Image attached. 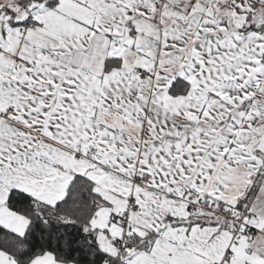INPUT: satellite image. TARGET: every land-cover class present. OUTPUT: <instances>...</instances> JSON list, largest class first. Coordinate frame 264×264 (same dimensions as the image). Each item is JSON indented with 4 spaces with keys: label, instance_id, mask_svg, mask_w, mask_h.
I'll return each mask as SVG.
<instances>
[{
    "label": "snow or ice",
    "instance_id": "obj_1",
    "mask_svg": "<svg viewBox=\"0 0 264 264\" xmlns=\"http://www.w3.org/2000/svg\"><path fill=\"white\" fill-rule=\"evenodd\" d=\"M0 264H264V0H0Z\"/></svg>",
    "mask_w": 264,
    "mask_h": 264
}]
</instances>
